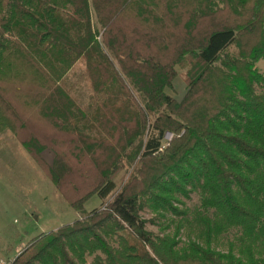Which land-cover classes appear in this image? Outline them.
Masks as SVG:
<instances>
[{
  "label": "trees",
  "instance_id": "16d2710c",
  "mask_svg": "<svg viewBox=\"0 0 264 264\" xmlns=\"http://www.w3.org/2000/svg\"><path fill=\"white\" fill-rule=\"evenodd\" d=\"M81 59L84 107L62 86ZM260 62L264 0H0V133L76 211L104 202L12 264H264Z\"/></svg>",
  "mask_w": 264,
  "mask_h": 264
},
{
  "label": "rangeland",
  "instance_id": "374dc122",
  "mask_svg": "<svg viewBox=\"0 0 264 264\" xmlns=\"http://www.w3.org/2000/svg\"><path fill=\"white\" fill-rule=\"evenodd\" d=\"M230 50L235 51L236 47L233 46ZM257 66L264 72V62L258 63ZM86 68L85 60H79L62 81L64 89L70 92L80 107L89 103L93 92ZM187 69L177 66L178 76L173 87L167 89L168 94L178 99L184 96L187 89ZM33 124L34 130L36 126L44 123L34 121ZM37 130L35 133L43 137V133ZM172 136L167 134L166 140H171ZM41 156L48 164H53L55 154L51 149H45ZM133 168L134 165L124 166L115 178V190L105 202L111 201L121 190ZM103 203V200L95 195L85 203L84 212L76 211L32 159L19 138L9 130L0 133V259L13 261L27 248L30 241L40 234L55 232L64 225L84 219ZM198 203L199 196L196 194L188 202L191 207ZM142 216L149 220L153 215L145 211ZM147 228L159 232L158 226L153 223H148Z\"/></svg>",
  "mask_w": 264,
  "mask_h": 264
},
{
  "label": "built area",
  "instance_id": "2783aa9c",
  "mask_svg": "<svg viewBox=\"0 0 264 264\" xmlns=\"http://www.w3.org/2000/svg\"><path fill=\"white\" fill-rule=\"evenodd\" d=\"M13 261L12 260H6V259H0V264H12Z\"/></svg>",
  "mask_w": 264,
  "mask_h": 264
}]
</instances>
